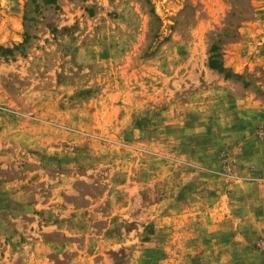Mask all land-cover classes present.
I'll list each match as a JSON object with an SVG mask.
<instances>
[{"label":"rangeland","instance_id":"374dc122","mask_svg":"<svg viewBox=\"0 0 264 264\" xmlns=\"http://www.w3.org/2000/svg\"><path fill=\"white\" fill-rule=\"evenodd\" d=\"M0 264H264V0H0Z\"/></svg>","mask_w":264,"mask_h":264},{"label":"trees","instance_id":"16d2710c","mask_svg":"<svg viewBox=\"0 0 264 264\" xmlns=\"http://www.w3.org/2000/svg\"><path fill=\"white\" fill-rule=\"evenodd\" d=\"M215 49H217V46L215 44H213L212 47H211V49H210L212 51V53L210 55L209 64L213 68L222 69L223 67L221 66L220 60H218V58H217V53L216 52H213V51H215ZM6 50L8 52L11 51V49H6Z\"/></svg>","mask_w":264,"mask_h":264}]
</instances>
